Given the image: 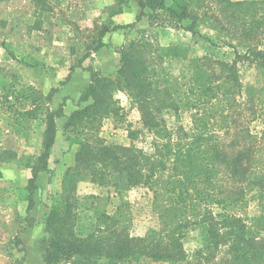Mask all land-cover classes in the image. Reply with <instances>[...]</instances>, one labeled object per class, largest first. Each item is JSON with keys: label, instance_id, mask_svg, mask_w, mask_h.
<instances>
[{"label": "rangeland", "instance_id": "obj_1", "mask_svg": "<svg viewBox=\"0 0 264 264\" xmlns=\"http://www.w3.org/2000/svg\"><path fill=\"white\" fill-rule=\"evenodd\" d=\"M255 1L261 2L259 5L245 3L241 7L248 14L239 26L243 28L242 24L248 23L257 39H264V0ZM167 3H171V0H167ZM129 6L130 0H0V153L10 151L4 152L2 157L7 159L0 161V264H45L42 248L38 245L39 250L30 258L29 250L20 237L36 220L46 219L53 206H60L65 172L75 166V153L79 146L75 142L78 137L76 133H67L64 130L66 116L81 104V96L91 82V70L99 71L107 77L116 76L120 66V48L124 45L122 41L127 35L125 31L133 33L129 41L144 38L156 45L178 47V53L183 57H168L165 60V67L174 75L187 74L188 62L195 56L207 55L214 59L236 62L242 82L241 91L236 97L240 107L228 114L229 119L236 120L235 130L231 134H224L220 126V108L215 112L208 105L207 111L214 114L209 129H221L225 141L238 142L242 140L239 132L248 126L254 137L260 139L264 129V111L259 109L253 116L248 111V106L250 100L255 101V97L262 94L264 75L253 59L244 56L246 54L253 57L247 51L254 48L256 43L245 40L250 38V35L245 38L240 37V34L233 36L231 30H223L214 16L219 15L222 18L223 13L231 14L233 10L222 11L223 7L218 5L216 0H204L199 10H205L206 13L200 17L198 34L184 28L190 24V19L174 23L164 11L152 10L149 7L144 9L142 17L148 21L146 28L137 29L135 19H132L129 23H134L133 27L113 30L114 26L125 24L114 18L118 14L115 12L119 9L125 10ZM230 20L232 21V18ZM103 24H107L112 30L103 39L105 45L102 47V53L98 52L100 49H95V27ZM113 36L115 40H112ZM233 47L240 51L243 58H238ZM67 76H71L70 81L62 85L61 82ZM86 77L87 80L90 79L88 84L85 83ZM72 79L76 82L71 83ZM53 87H57L58 91L50 96ZM115 100L117 105L122 107L120 115L104 118L99 132L107 142L132 144L146 153L153 154L157 143L170 139L178 141L184 130L191 132L194 127L196 110L183 108L176 112L166 109L162 115L163 127L149 130L143 125L137 105L126 93L117 92ZM32 109L34 115H22L23 111ZM56 109L61 112L56 111L55 115L58 138L57 145H53L49 156L47 175L50 180L48 183V176L42 181L37 179L35 206L27 212L31 167L39 165V156L44 151L48 114ZM133 132L137 133L132 135ZM234 133L235 136H231ZM238 148V144L234 145L230 151H237ZM255 158L258 165L264 168V144L260 145ZM171 163L172 160L169 159L166 167L160 168L157 177L167 178L172 172ZM230 182L222 176L219 181L216 177L212 180L213 185H221V189L228 187ZM202 183L198 181L197 185ZM158 187L159 185H155V189ZM246 187L245 201L223 209L243 217L260 239L264 237V227L258 228L254 218L260 215L261 206L255 187ZM194 192L195 190L190 189L187 209L195 207L202 214L204 206L190 198L195 197ZM165 193L164 203L169 201V205L174 206L176 201L177 204L179 193ZM215 193L214 190L210 194L215 196ZM76 194L80 203L76 210L75 230L80 236H86L99 227L103 228L104 223L100 216L105 212L124 214V225L131 236H146L152 231L161 230L162 224L154 202V192L147 185L124 189L100 186L84 179L78 182ZM179 204L183 202L180 201ZM210 207L215 213L222 210L220 206ZM188 212L193 218L199 217L195 213L192 214V211H187L186 214ZM207 229V224L201 222L184 229V261L156 262L142 256L124 260L120 264H230L231 255L228 248H213ZM40 240L39 244L42 242V239ZM48 245L49 243H46V246ZM56 264L68 263L61 261Z\"/></svg>", "mask_w": 264, "mask_h": 264}, {"label": "trees", "instance_id": "obj_2", "mask_svg": "<svg viewBox=\"0 0 264 264\" xmlns=\"http://www.w3.org/2000/svg\"><path fill=\"white\" fill-rule=\"evenodd\" d=\"M216 1L223 7L222 11L233 10L231 14L223 13L222 18L214 15L217 23L223 30H231L233 36H251L245 40L256 43L254 48L247 51L253 57L246 54L244 56L253 59L264 75V39H257L248 23L244 22L243 28L239 26L248 14L241 7L245 3L259 5L261 1ZM137 2L141 9L136 17L137 21L142 19L144 9L149 7L152 10L164 11L174 23L190 19V24L184 28L193 34L199 33L200 17L206 13L205 10H199L204 0ZM206 4L210 6L209 3ZM123 11L119 9L115 14ZM133 25L134 23L116 25L113 30ZM95 30V49L99 50L105 45V35L112 29L103 24L96 25ZM261 45L263 49L260 50ZM233 48L238 58H243L240 51L236 47ZM178 51L176 46L164 47L142 38L129 41L120 48V66L115 77L103 76L99 71L91 70V82L81 96V104L66 116L64 124L67 133H76L78 137L75 142L79 146L75 153V166L65 172L60 206H53L45 219L46 235L39 244L45 264L61 261L68 264H120L124 260L142 256L156 262L177 263L186 259L182 241L184 229L200 222L207 224L213 248H228L231 255L230 264H264V237L258 239L243 217L223 209L245 201L246 185L254 186L261 206V213L254 220L258 228L264 227V168L258 165L255 158L260 145L264 144V129L260 139H257L246 126L245 130L239 132L242 140L238 142L225 141L221 129H209L214 114H209L206 107L208 105L215 112L220 108V126L224 134H231L235 130L236 120L229 119L228 114L240 107L236 97L241 91L242 82L236 62L214 59L207 55L195 56L188 62L187 74L174 75L165 67V60L168 57H183ZM70 79L71 76H67L61 84H67ZM56 91L58 88L53 87L50 96ZM120 91L126 93L137 105L143 125L149 130L163 127L162 115L166 109L176 112L183 108L196 110L192 131L184 130L178 141L170 139L157 143L153 154L146 153L132 144L107 142L99 132L104 118L120 115L122 107L117 105L115 100V94ZM259 109L264 111V90L255 97V101L250 100L248 106V111L253 116ZM56 111L61 112L56 109L48 114L44 151L39 156V165L31 167L27 212L35 206L34 192L39 173L49 171V156L56 138ZM34 114L33 109L22 112L24 116ZM135 133L137 132L132 135ZM231 136H235V133ZM237 144V151L231 152L230 148ZM4 152L10 151L0 153V161L7 159L2 157ZM169 159L172 160V172L167 178L160 179L157 177L158 171L161 167H166ZM221 176L231 181L224 189H221V185L212 183L214 177L219 181ZM84 179L100 186L124 189L139 185L149 186L154 192V202L162 224L161 230L152 231L146 236H131L124 225V214L105 212L100 216L104 223L103 228L99 227L86 236H80L75 230L76 210L80 203L76 188L78 182ZM198 181H202V185H197ZM155 185L159 187L155 189ZM190 189L195 190V197L190 198L204 206L202 214L195 207L187 209ZM214 190L215 196L210 194ZM165 191L172 195L179 193L177 204L176 201L174 206H170L169 201L164 203ZM210 197L212 198L209 199ZM180 201L183 204H179ZM214 205L222 207V210L215 213L210 207ZM187 211H192V214L195 213L199 217L193 218L189 212L186 214ZM46 243L49 245L46 246Z\"/></svg>", "mask_w": 264, "mask_h": 264}, {"label": "crops", "instance_id": "obj_3", "mask_svg": "<svg viewBox=\"0 0 264 264\" xmlns=\"http://www.w3.org/2000/svg\"><path fill=\"white\" fill-rule=\"evenodd\" d=\"M140 11H141V9H140L138 2L136 0H130V6L128 8H126L123 12L117 14L114 18L121 23H129L130 20L135 19L136 28L137 29H144L148 25V21H146L143 18L141 20L137 21L136 17L140 13ZM125 32L127 33V35L124 34L125 37H124V41H122L123 44H126L133 37V33L128 32V31H125ZM112 40H115L114 36H113ZM114 45H115V43H114ZM102 50H103V48H101L100 51H98V52H101ZM102 53H103V51H102ZM102 53H100V54H102ZM89 80H87V77H86L85 83L88 84ZM75 82H76V80L72 79L71 83H75ZM69 113L70 112H68V114ZM57 138H58V134L56 137V143L54 144L55 147L57 145ZM47 174H48V172L42 171L39 173L37 179L41 180V181L45 180L46 176H48ZM49 180H50V178L48 176V178H47L48 183H49ZM45 229H46L45 219H40V220L38 219L34 222V224L32 226L28 227L22 233L20 238L22 239L26 248H28L30 258H32L34 254H36V250H39V249H37V247L39 245L38 241H40V239H42L46 235Z\"/></svg>", "mask_w": 264, "mask_h": 264}]
</instances>
